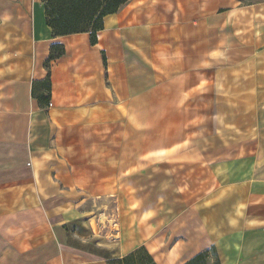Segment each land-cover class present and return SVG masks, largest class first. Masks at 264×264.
I'll use <instances>...</instances> for the list:
<instances>
[{"label": "crops", "instance_id": "0c3cea01", "mask_svg": "<svg viewBox=\"0 0 264 264\" xmlns=\"http://www.w3.org/2000/svg\"><path fill=\"white\" fill-rule=\"evenodd\" d=\"M86 202L111 203L107 223ZM139 247L264 264V0H129L94 44L54 37L41 0H0V264Z\"/></svg>", "mask_w": 264, "mask_h": 264}, {"label": "trees", "instance_id": "16d2710c", "mask_svg": "<svg viewBox=\"0 0 264 264\" xmlns=\"http://www.w3.org/2000/svg\"><path fill=\"white\" fill-rule=\"evenodd\" d=\"M129 0H41L44 6L46 25L54 37L76 33H90L92 44L96 41V33L103 28V18L116 13ZM247 3L244 0H240ZM64 54L62 45L51 46L49 56L44 65L47 69L52 60ZM50 80L33 82L32 96L40 104L48 101ZM207 252L191 258L185 264H206ZM109 264H156L144 247H139L126 256L109 259Z\"/></svg>", "mask_w": 264, "mask_h": 264}, {"label": "rangeland", "instance_id": "374dc122", "mask_svg": "<svg viewBox=\"0 0 264 264\" xmlns=\"http://www.w3.org/2000/svg\"><path fill=\"white\" fill-rule=\"evenodd\" d=\"M244 1H246L248 3V2L256 1V0H244ZM111 208H112V204L106 203V202H86L83 205V209H85L86 215L91 216V218H93V220L95 218L97 219L99 217V215H103V213L109 214ZM98 221H99V224H103L105 222L107 223V217L105 219L103 216H100ZM86 225L88 226V223H86ZM86 225H83L80 222H75V223L71 224L70 225L71 233H75L78 236L86 235L87 232L89 231L87 229ZM91 225H92V228H94V229L96 228L94 221H91ZM78 240L79 239H75V241L73 240L72 242L79 245V246L85 247V248L89 247V249H91L93 251H97V252L104 254V255H108L111 252L110 250L107 251V250L92 249L93 247L91 245L90 239H88L85 244L80 243ZM205 263H207V259H206ZM214 264H215V262H214Z\"/></svg>", "mask_w": 264, "mask_h": 264}]
</instances>
